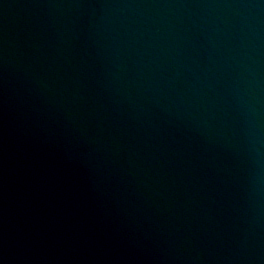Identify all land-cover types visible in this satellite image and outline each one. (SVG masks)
Here are the masks:
<instances>
[{
    "label": "water",
    "instance_id": "obj_1",
    "mask_svg": "<svg viewBox=\"0 0 264 264\" xmlns=\"http://www.w3.org/2000/svg\"><path fill=\"white\" fill-rule=\"evenodd\" d=\"M0 126L42 264H264V0H0Z\"/></svg>",
    "mask_w": 264,
    "mask_h": 264
}]
</instances>
